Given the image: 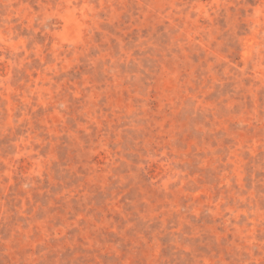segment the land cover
<instances>
[{
	"label": "rangeland",
	"instance_id": "obj_1",
	"mask_svg": "<svg viewBox=\"0 0 264 264\" xmlns=\"http://www.w3.org/2000/svg\"><path fill=\"white\" fill-rule=\"evenodd\" d=\"M0 264H264V0H0Z\"/></svg>",
	"mask_w": 264,
	"mask_h": 264
}]
</instances>
